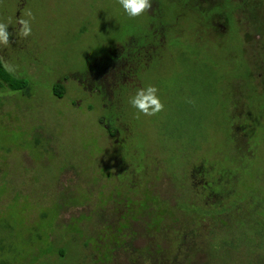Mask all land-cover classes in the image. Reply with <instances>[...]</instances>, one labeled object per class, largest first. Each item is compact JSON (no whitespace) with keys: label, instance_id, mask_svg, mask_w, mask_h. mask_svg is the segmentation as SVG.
<instances>
[{"label":"rangeland","instance_id":"rangeland-1","mask_svg":"<svg viewBox=\"0 0 264 264\" xmlns=\"http://www.w3.org/2000/svg\"><path fill=\"white\" fill-rule=\"evenodd\" d=\"M178 2L0 0V264H264V2Z\"/></svg>","mask_w":264,"mask_h":264},{"label":"trees","instance_id":"trees-1","mask_svg":"<svg viewBox=\"0 0 264 264\" xmlns=\"http://www.w3.org/2000/svg\"><path fill=\"white\" fill-rule=\"evenodd\" d=\"M178 1L179 0H162V2H161V0H160V5L163 7L164 4H166L167 2L170 5L172 3L179 4ZM263 2H264V0H263ZM188 6H190V5L188 4ZM228 15H229L228 16L229 27H228L227 33H230L232 30H234V27H235V28H237V30H234V31H235V33L237 35H239L238 26H237V24H236V22H235V20L233 18L232 12H228ZM227 33H225V34H227ZM164 34H165V32H164ZM146 39H147V37H146ZM146 39H145V41H146ZM165 45H166V41H165ZM160 56H161V54L159 53V58H160ZM251 69L252 68L249 67V65H248L247 70H246V77L251 79V81H249L250 82L249 84H251L252 85L251 87H253L252 90H251V93L252 94H254V92L259 93L257 91L258 87L254 84L255 82H254V80L251 77ZM0 85L2 87H7L8 90L10 89L12 91H20V92H22L23 95H25V94L29 95L30 91H31L30 81L27 78H25V77L17 76L14 73H12L11 71H9L7 69V67L5 66V64H4L3 60L1 59V57H0ZM249 91H250V89H247V87H246V91H245V95L244 96L247 97L249 95V93H250ZM53 92H54L55 95H57V96H59L61 98L65 94L66 88H65V86L62 83L58 82L57 84L54 85ZM35 136H33V138ZM47 152H48V150H45L42 153H47ZM181 203H183V202H178L177 205H176V208L178 210H180V211H181V209H179V208H180V206H182ZM169 209H171V208H168V209H165V210H162V208H159V222L165 219L164 216H165V214H168V212H169L168 210ZM234 210H235L234 207L233 208H226L225 212L228 211V212H230V214H232V211H234ZM206 213L207 214H211L209 212H206ZM246 214H244V216H246ZM242 215H243V212H242ZM60 254L64 255V250H61Z\"/></svg>","mask_w":264,"mask_h":264}]
</instances>
